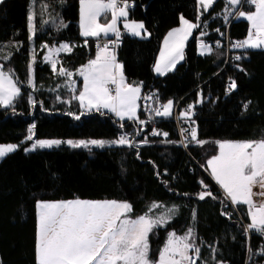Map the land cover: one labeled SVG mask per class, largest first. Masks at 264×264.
<instances>
[{
    "label": "trees",
    "instance_id": "trees-1",
    "mask_svg": "<svg viewBox=\"0 0 264 264\" xmlns=\"http://www.w3.org/2000/svg\"><path fill=\"white\" fill-rule=\"evenodd\" d=\"M133 1L128 19L142 22L147 37L125 34L120 39L114 53L116 61L123 66V75L139 83L141 96L155 90L164 102L195 104L196 114L191 120L198 129V139L207 143L203 146L190 143L183 148L169 117L159 118L154 126L147 122L140 128L135 120L119 121L109 112L79 114L74 97L80 90L81 80L74 72L93 58L94 51L90 46L92 37L83 38L78 32V0H32L36 34L32 39L34 86L30 88L27 85L30 0H0V56L12 54L9 60L0 59V64L6 71L13 70L21 88V95L13 106H0V144L19 145L17 150L0 159V264H37L35 202L71 197L124 200L132 205L129 216L143 213L152 201L174 204L177 208L174 217L149 235L150 259H155L168 230L180 232L190 227L200 248L196 264H215L217 259L242 264L247 241L242 221H249L247 207L235 205L237 213L225 215L229 201L202 168L205 160L216 153L218 141L264 139V49H247L245 58L222 69L223 48L212 49L210 54L196 53L195 36L200 29L197 28L185 42L184 58L172 71L155 75L151 67L162 37L178 25L181 16L196 22L197 2ZM43 4L49 7L41 16ZM224 6L225 0H214L199 15L200 25L204 24V39L209 42L224 34L236 40L247 34L246 20H222ZM49 13L61 18L67 27L57 30L59 21L42 24V20L49 19ZM59 43L74 45L70 52L59 56L57 70L62 66L73 73L75 91L62 87L53 90L60 77L43 60L42 45ZM228 77L236 82L231 92L229 85L223 84ZM29 95L36 101L34 107ZM197 97L203 103L196 104ZM143 116L139 110L138 117ZM30 122L35 124L34 139H116L127 133L134 145L145 139L148 142L139 143L138 147H93L91 152L69 146L25 152L30 142L25 139ZM153 129L168 136L153 135ZM201 181L215 199L198 198ZM249 235L251 243H255L258 236L253 230ZM258 264H264V255L259 256Z\"/></svg>",
    "mask_w": 264,
    "mask_h": 264
},
{
    "label": "snow or ice",
    "instance_id": "snow-or-ice-1",
    "mask_svg": "<svg viewBox=\"0 0 264 264\" xmlns=\"http://www.w3.org/2000/svg\"><path fill=\"white\" fill-rule=\"evenodd\" d=\"M63 2V0H61ZM214 3V0H198V4L203 11H207ZM244 3L255 5L256 11L245 13L239 10V6ZM80 4V30L85 38L108 37L109 33L115 34L117 40L98 44V52L95 59L89 60L86 65L78 69L80 76L84 78L83 90L74 97L80 101L81 107H87L90 112L93 109L100 111L108 109L117 117L123 120L125 117L137 120V100L140 99L141 87L127 84L122 72V65L116 62L115 53L110 51V45L115 47L121 35L117 27L118 21L123 19V26L130 34L141 36V30L146 32L142 22L129 21V9L133 7L128 0H79ZM49 5L41 6L40 15L43 16ZM110 13V20L100 23L99 19L107 17ZM203 13H201L202 15ZM48 20H42V24L56 23L57 30H61L67 25L64 21L52 14H48ZM230 16L237 19L244 18L250 23L248 36L242 41L235 42L232 47L237 49H257L264 48V0H226L224 19L227 21ZM36 15L30 12L28 20V30L31 40L36 34L34 23ZM197 23H192L181 16L182 27L173 29L168 37L174 38L172 43L165 39L166 48L161 51V57L154 66V71L163 75L175 67L178 60L183 57V41L187 40L194 29L199 28L200 16L196 18ZM219 31V30H217ZM205 33H201L204 35ZM219 43V42H217ZM87 39H85V45ZM42 47L48 48L45 61L51 64L52 70L57 71V60L54 55L61 51L72 50L73 46L67 43L57 47H49L47 44ZM201 54H210L212 48L201 44ZM11 53L0 56V59L9 60ZM247 55L245 51L244 56ZM239 61L241 55L234 57ZM35 53L32 61L28 65L29 85L34 86V65ZM243 70V69H241ZM59 75L72 77L73 73L63 68H59ZM18 78H14L11 69L7 71L3 64H0V106H13L15 100L21 95V88L18 86ZM74 81L66 86L72 88ZM109 84L115 85V95L111 94ZM236 88L233 80L229 84L228 91ZM75 91V89H72ZM152 99V97H147ZM29 101L33 107L36 101L29 95ZM203 103L198 99L196 104ZM174 102L167 101L161 108H154L155 116L169 117L172 115ZM195 104L188 105L187 110L180 113L179 118L191 121L188 128H181V135L184 137L180 143L187 147L190 143L203 146L207 141L198 139V129L194 127L195 121L191 120ZM247 108V105H244ZM15 109L13 108V111ZM83 114V113H82ZM72 115V113H69ZM77 120L80 116L75 117ZM151 119V118H150ZM147 123L139 120V125ZM124 127L123 124L120 125ZM35 124L30 125L26 140L33 141L35 136ZM153 135L168 136V133H160L153 129ZM147 139L139 143H147ZM174 143L172 141H165ZM134 145L129 134L124 133L114 140L89 139V140H60V139H35L31 147L24 148L25 152L37 149L53 148L61 144H67L72 148H84L89 152L93 147L105 148L106 146H139ZM219 145V155L212 156L207 161L211 169V175L222 188L226 199L233 205L244 204L248 206V215L251 223L247 225L248 230H254L264 236V139L259 141L217 142ZM19 145L0 144V159L17 150ZM159 176V173H157ZM204 191L198 193V198L204 200L212 197L213 193L208 190V186L203 181L200 182ZM253 188L259 191L254 192ZM186 195V194H185ZM254 197H260V202L254 201ZM160 205L153 203L149 211L135 219L129 217L132 205L128 202L115 200L90 201L74 200L47 202L38 201V231H37V264H196L200 256V248L196 245L195 232L189 228L183 236H178L174 231L169 232L164 246L159 249L158 259H150L149 235L158 226H164L170 221L177 208L175 205L167 209L166 213L159 217L150 215L153 208ZM255 209V210H253ZM228 215L227 213H224ZM195 219V210L193 211ZM251 251V250H250ZM264 254V249H261Z\"/></svg>",
    "mask_w": 264,
    "mask_h": 264
},
{
    "label": "built area",
    "instance_id": "built-area-1",
    "mask_svg": "<svg viewBox=\"0 0 264 264\" xmlns=\"http://www.w3.org/2000/svg\"><path fill=\"white\" fill-rule=\"evenodd\" d=\"M128 3L132 4L134 6L133 0H128ZM121 21H123V19ZM121 21H118V25H117V27L119 28L120 33H121L119 40H118V43H119L120 39L122 38V36L127 34V30H125L123 25H121ZM105 40L115 41V40H117V37L115 36V34H112L106 38L103 36H101L100 38H93L92 37L91 41H90V46H91L92 50L93 51L98 50L97 45L98 44L102 45L105 42ZM237 41H241V40L231 39L227 34H224V36L222 38H215L209 42L210 46L213 50L218 49V48H223L224 59H223V64L221 66L222 69L227 65H235V63L237 62V60L234 59L235 56L241 55L242 58L246 57V56H244V53H245L244 49H237V48L232 47V45ZM217 42H219V43H217ZM118 43L116 44V46L118 45ZM116 46L112 47L110 45V49L114 52ZM124 79H125V82L127 84H134V81L131 78L124 76ZM231 81H232V79L230 77L226 78L224 83H223L224 86H228L231 83ZM137 84H139V83H137ZM108 87H109L110 91L113 92L115 95L114 89L116 86L113 84H109ZM147 97H152V99H147ZM141 103H142L141 105L143 108V115L144 116L142 118H140V120H145L154 126L155 121H157L161 117L155 116L152 109L161 108V106L163 104H165L166 102L161 100L158 92H156L155 90H151V91H149V92H147L141 96ZM188 105H190V104L180 105L179 102H176L174 104L173 109H172V115L169 116V118L173 121V123L175 125L178 142L183 148L185 146H183L180 143V141H182L184 139V137L181 135L180 130H181V128H188L191 121H185L183 119H180L179 116H180V113L182 111L187 110ZM161 110H162V108H161ZM193 113L194 114L192 115V117H194L196 114L194 109H193ZM192 117H191V119H192ZM137 125L141 128L145 124L139 125V123H138ZM120 135H122V134H120ZM204 190L205 189H204L203 185H201L200 188L198 189L199 193L201 191H204ZM257 191H259V190H257ZM253 199H254V201L257 202V205H258L261 198L260 197H254ZM246 207L248 210L247 205H246ZM253 210H255V209H253ZM232 211L236 212V207H235V205H233L231 203V201H229V208H226L225 212L227 214H232ZM242 222H243L245 232L247 235L246 247H245V251H244V257H243L242 264H258L259 256L264 255V254H261V251H260L261 249H264V236H261L259 233H257L256 231L253 230L255 232V234L258 236V239L255 243L252 244L250 241V237H249L250 236L249 235L250 230L246 231L247 225L251 222L250 221H242ZM215 264H228V263L223 261V260L217 259L215 261Z\"/></svg>",
    "mask_w": 264,
    "mask_h": 264
},
{
    "label": "rangeland",
    "instance_id": "rangeland-1",
    "mask_svg": "<svg viewBox=\"0 0 264 264\" xmlns=\"http://www.w3.org/2000/svg\"><path fill=\"white\" fill-rule=\"evenodd\" d=\"M196 2H197V15L199 16L200 15V13H201V11H203V9H202V7L198 4V0H196ZM225 2H226V0H225ZM239 10H240V7H239ZM240 11H243V12H245V13H247L245 10H240ZM256 11V7L254 6V9L253 10H251V11H249L248 13H251V12H255ZM30 12H33V9H32V0H30V2H29V7H28V13H27V17H28V15H29V13ZM224 14H225V7H224V9H223V11L221 12V18H222V20L225 22L226 20L224 19ZM109 16H110V13H109ZM230 18V17H229ZM242 19H244V18H242ZM108 20H110V17L109 18H106V19H104L103 18V16L99 19V22L100 23H105V22H107ZM244 20H246L247 21V25H248V29L250 28V23H249V21L247 20V19H244ZM129 21H134V20H129ZM136 22H140V21H136ZM191 22V21H190ZM192 23H197V21L196 22H192ZM77 24H78V32H79V35L81 36V37H83L82 35H81V30H80V4H79V0H78V20H77ZM121 25H123V21H121ZM182 27V24H181V17L179 18V22H178V25L177 26H175V27H173L170 31H168L163 37H162V39H161V41H160V43H159V47H158V50H157V53H156V55H155V58H154V61H153V63H152V67H151V69H152V72H153V74H155V75H161V74H159V73H157L156 71H154V66L156 65V63H157V61L160 59V57H161V51L162 50H164L165 48H166V45H165V39L166 38H168L169 39V43H172V40L174 39V38H169L168 37V34H169V32H171L173 29H179V28H181ZM200 29H198V31H197V34H196V36H195V39H196V43H195V50H196V53H198V54H201V52H202V47H201V44L203 43L204 45H207V46H209L210 47V43H209V41L208 40H206V39H204V36H205V34L204 35H201V33H205V31H204V24H201V26L199 27ZM27 29H28V20H27ZM109 34H111V33H109ZM127 34L128 35H131V36H134V35H132V34H130L128 31H127ZM192 34V33H191ZM29 36H30V33H29V30H28V48H29V54H28V65H29V63L32 61V56H33V43H32V39L30 40L29 39ZM191 35H189L188 36V38L190 37ZM247 36H248V34H246V36L242 39V40H244V39H246L247 38ZM134 37H147V32H145L144 30H141V36H134ZM83 38H85V37H83ZM187 38V39H188ZM241 40V41H242ZM187 40H184L183 41V48H184V45H185V42H186ZM257 49H259V48H257ZM260 49H264V48H260ZM111 51V50H110ZM48 53V50L46 51V52H44V55H43V60L45 61V59H44V57H45V55ZM56 56H57V54H55L54 55V59H56L57 60V62H58V59L56 58ZM181 60H178V62H180ZM46 63H48L49 65H50V67H51V64L49 63V62H47V61H45ZM177 62V63H178ZM88 62H86L85 64H83V65H86ZM118 63V62H117ZM176 63V64H177ZM118 64H120V63H118ZM81 66L82 65H80V66H78L76 69H75V75L77 76V77H80L81 78V88H80V90H79V92L80 91H82L83 90V86H84V78L82 77V76H80L79 75V73H78V69H80L81 68ZM52 68V67H51ZM173 70V68L170 70V71H172ZM57 72H59L58 70H57ZM167 72H169V71H167ZM167 72H165V73H167ZM164 73V74H165ZM58 74V73H57ZM58 76L60 77V80H59V82L54 86V91H57L58 90V88H67V89H69V90H72L73 88H74V86H75V80H74V77L72 78H69V77H67V76H61V75H59L58 74ZM27 80H28V76H27ZM72 81H74V83L72 84V88H69L68 86H66L69 82H72ZM27 85L30 87V88H32L33 87V85H29L28 83H27ZM132 85H134V86H137L138 84H132ZM140 86V85H139ZM79 92H78V94L76 95V96H78L79 95ZM75 96V97H76ZM141 96V95H140ZM199 99V97H197V100ZM77 100V99H76ZM77 102H78V107H79V114L80 115H85V114H88V113H90V112H92V111H96L95 109H93L92 111H88L87 110V107L85 106V107H81V105H80V101L79 100H77ZM139 103H140V101H139V99L137 100V105H138V108H137V112H138V109H139ZM167 103V102H166ZM101 110H107L108 112H110L108 109H101ZM83 113V114H82ZM110 113H112V112H110ZM113 114V113H112ZM30 125H33V122H30L29 124H28V129H29V126ZM29 133H28V130H27V135H28ZM26 135V136H27ZM48 139H60V140H69V139H71V140H74V141H76V140H81V139H75V138H48ZM89 139H102V138H89ZM89 139H83V140H89ZM34 138H33V141H30L29 143H27V145L25 146V148L26 147H31V144L34 142ZM102 140H114V139H102ZM29 141V140H28ZM3 144H16V145H18L17 143H3ZM60 146H69V145H67V144H61ZM70 147V146H69ZM77 198H79V197H71V198H63V199H41V200H37L36 202H35V220H36V228H35V260H36V263H37V253H36V245H37V231H38V209H37V202L38 201H47V202H57V201H66V200H74V199H77ZM79 199H81V200H90V201H102V200H115V201H119V202H125L124 200H116V199H111V198H79ZM127 202V201H126ZM153 203H156V204H158V205H160V207H158V208H153L152 209V211H151V213H150V215H152V216H154V217H159V216H161L162 214H164V213H166V210L167 209H171L172 207H173V205L174 204H164V203H160V202H155V201H152V202H150L149 203V205H148V208H147V210L146 211H144L143 213H141V214H139L138 216H141V215H144L145 213H147L148 211H149V208L151 207V205L153 204ZM138 216H136V217H138ZM130 217V216H129ZM135 217V218H136ZM131 219H135V218H133V217H130ZM190 227H187L186 229H184V230H182V231H180V232H175L174 230H168L167 232H166V234H165V237H164V240H163V243L161 244V246L159 247V249H161L163 246H164V244H165V241H166V238H167V236H168V233L169 232H175L178 236H183L184 235V233L189 229ZM159 249H158V251H157V255H156V258H155V260H157L158 259V255H159ZM155 260H153V261H155ZM201 263H203V262H201Z\"/></svg>",
    "mask_w": 264,
    "mask_h": 264
},
{
    "label": "crops",
    "instance_id": "crops-1",
    "mask_svg": "<svg viewBox=\"0 0 264 264\" xmlns=\"http://www.w3.org/2000/svg\"><path fill=\"white\" fill-rule=\"evenodd\" d=\"M226 3V2H225ZM254 6L255 5H252V4H250V3H244V4H242L241 6H239L240 7V10H245L247 13L249 12V11H251V10H253L254 9ZM225 7V6H224ZM224 9V8H223ZM223 11V10H222ZM110 16L108 15L107 17H104L103 16V18L104 19H106V18H109ZM235 17H233V16H230V20H232V19H234ZM129 20V19H128ZM118 25V24H117ZM172 29V28H171ZM171 29H169L168 31H170ZM167 31V32H168ZM248 31H249V29L247 30V34H248ZM166 32V33H167ZM165 33V34H166ZM113 33H111V34H109L108 36H110V35H112ZM164 34V35H165ZM242 40V39H241ZM61 44H64V43H59V44H57V45H54V47H59ZM49 47H53V46H49ZM211 47V46H210ZM48 50V48H45L44 47V51H43V55H44V52H46ZM109 50H111V49H109ZM112 51V50H111ZM66 52H68V51H61V52H59L58 54H57V56H56V58L58 59L59 58V56L61 55V54H63V53H66ZM97 52H98V50H96V51H94V56H93V58H91V59H89V60H92V59H95L96 58V55H97ZM113 52V51H112ZM88 60V61H89ZM58 61H59V59H58ZM88 61H86V62H88ZM85 62V63H86ZM117 62V61H116ZM84 63V64H85ZM119 63V62H118ZM50 66V65H49ZM75 73V72H74ZM78 78H80V77H78ZM80 80H81V78H80ZM134 84H137V83H134ZM139 85V84H138ZM80 88H81V82H80ZM111 94L112 95H114V93L113 92H111ZM140 95H141V92H140ZM139 101H140V103H139V109H138V111L140 110L141 111V113L143 114V108H142V103H141V96H140V99H139ZM100 111H104V112H108L107 110H100ZM92 112H94V111H92ZM110 113V112H109ZM112 114V113H111ZM117 120H119V121H122L119 117H117L114 113L112 114ZM137 117H138V112H137ZM123 120H131V119H128L127 117H125ZM139 120H140V118L138 117V119L137 120H135L136 122H137V124L139 123ZM223 141H228V140H223ZM223 141H218V142H223ZM245 141H248V140H243V141H232V142H245ZM219 153H220V150H219V145H218V143H217V148H216V153L214 154V155H212V156H216V155H219ZM212 156H210V157H208L206 160H205V162H204V166H203V168H202V170H203V172L205 173V175L216 185V187L220 190V192L224 195V192H223V190H222V188L218 185V183L215 181V179L212 177V175H211V169L208 167V165H207V161L209 160V159H211V157ZM257 190H259L258 188H253V191L254 192H256ZM228 200V199H227ZM228 201H230V200H228ZM244 205V204H243ZM246 206V205H245ZM139 215V214H138ZM138 215H136V216H138ZM136 216H130V217H133V218H135ZM249 221L251 222V218H250V216H249ZM36 225V224H35ZM36 228V227H35ZM157 255V254H156ZM156 258V257H155ZM155 260V259H154Z\"/></svg>",
    "mask_w": 264,
    "mask_h": 264
}]
</instances>
